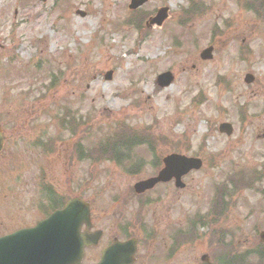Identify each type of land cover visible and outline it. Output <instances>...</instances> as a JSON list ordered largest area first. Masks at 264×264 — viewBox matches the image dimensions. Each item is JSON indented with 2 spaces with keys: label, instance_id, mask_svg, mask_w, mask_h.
<instances>
[{
  "label": "rangeland",
  "instance_id": "obj_1",
  "mask_svg": "<svg viewBox=\"0 0 264 264\" xmlns=\"http://www.w3.org/2000/svg\"><path fill=\"white\" fill-rule=\"evenodd\" d=\"M128 2L0 0V110L7 128L14 123V144L0 156V233L39 217L35 175L45 156L29 146L30 126L38 142L52 139L55 198L82 195L106 230L82 264L108 238L122 239L126 224L139 238L133 264L245 257L264 230V0H147L134 12ZM163 6L162 24L144 27ZM209 45L212 58L200 60ZM167 70L173 81L159 88L155 77ZM223 121L230 135L218 132ZM102 141L131 156L120 166L102 160ZM173 151L202 167L182 178L183 189L134 194L133 183L155 173L151 162ZM214 203L221 218L210 223ZM196 217L207 226L190 229ZM173 227L180 251L168 259Z\"/></svg>",
  "mask_w": 264,
  "mask_h": 264
},
{
  "label": "water",
  "instance_id": "obj_2",
  "mask_svg": "<svg viewBox=\"0 0 264 264\" xmlns=\"http://www.w3.org/2000/svg\"><path fill=\"white\" fill-rule=\"evenodd\" d=\"M146 0H130L128 7L134 9ZM167 9L161 8L150 19L151 24L160 25L167 16ZM83 16L84 12L78 11ZM211 47L200 53L202 59L211 57ZM111 71L106 72L105 79H110ZM245 80L250 82L252 76L247 74ZM172 81V74L164 72L157 76L156 82L160 87L167 86ZM220 132L229 135L232 127L228 123L218 126ZM2 134L0 130V149L2 148ZM163 167L156 176L136 182L135 192L140 193L154 186L157 182L174 180L176 187H183L181 176L191 169H198L201 160L187 157L178 153H170L162 159ZM90 226L88 203L74 197L66 202L61 209L54 210L46 219L38 222L32 228H21L0 237V264H80L83 249L86 245L96 244L99 231L80 232V226ZM264 242V231L259 233ZM135 239L125 242L115 240L112 245L104 249L96 264H130L135 252ZM199 264H212L207 254L200 256Z\"/></svg>",
  "mask_w": 264,
  "mask_h": 264
},
{
  "label": "flooded vegetation",
  "instance_id": "obj_3",
  "mask_svg": "<svg viewBox=\"0 0 264 264\" xmlns=\"http://www.w3.org/2000/svg\"><path fill=\"white\" fill-rule=\"evenodd\" d=\"M0 111H1V113H0V129H1L2 140H3L2 148L0 150V156L3 157L4 153L6 152V150L10 146H12L14 144V140H12L10 142V140L12 138V135H13V132H14V130H13V124L14 123H12L7 128L5 126L6 123H7V120H5L3 118L4 116H6V114H4L2 110H0ZM30 118H32V117H30ZM29 121H30V119H29ZM28 130H29V134H30L29 135V146L31 148H34L37 145H39L40 146L39 148H40L41 153L45 156V162L42 163V165H39L37 167V169H36V175H35V178H36V181H37V184H38V188H39V191H38V199H37V202H36L37 204L35 205V209L38 211L39 217H37L32 223H30L28 225L18 226V227H27V226L34 225L37 220L44 218L48 213H50V211L52 209V206H53V204H52V194H51L52 193L51 192L52 191V189H51L52 169L50 167V163L52 161V159H51V152L47 149V147H43L40 143H35V141H33V140L37 136H33L31 134V127L30 126L28 127ZM15 158L16 157H14L13 159H15ZM172 182L173 181H170V182H168V184H170V183L172 184ZM156 201L158 202L159 200H156ZM175 201H177V198L176 197H175ZM146 202L148 203V205L154 203L151 200H148ZM91 223H92L91 230L92 229H100L102 231L101 238H100V241H101V239L105 235V231H106L105 228L103 226H100L98 224V222L92 216H91ZM0 224H2V221H0ZM175 225H177L176 222L173 223V226L174 227H176ZM18 227H16V228H18ZM174 227H173V229H175ZM81 229L83 230L84 227H82ZM10 231H8V232H10ZM8 232H1L0 233V236L3 235V234H5V233H8ZM151 236H152V232H151ZM114 238H118V237L117 236H112L111 239L108 238L105 241V244L99 248L98 256H97L96 260L93 261V263L99 260L100 251H101L102 247H106L107 245H109L114 240ZM168 238L170 239V242H169V244L167 246V250H166L167 258L168 259H173L176 256V254H178V252L180 251L179 231L176 230V229L173 230L169 234ZM119 240H123V239H119ZM98 245H99V243H98ZM138 245H139V242L137 243V248H138ZM97 246L86 248L85 251H84V258H85V254H86L87 251H90V250L96 248ZM137 251H138V249H137ZM136 261H137V257H135L134 262H136ZM152 264H159V262L152 263Z\"/></svg>",
  "mask_w": 264,
  "mask_h": 264
},
{
  "label": "trees",
  "instance_id": "obj_4",
  "mask_svg": "<svg viewBox=\"0 0 264 264\" xmlns=\"http://www.w3.org/2000/svg\"><path fill=\"white\" fill-rule=\"evenodd\" d=\"M105 142H99L98 146L100 149V154H101V159L103 160L104 158H106V160H115V162L117 163L118 166H120V164L122 163L123 160H125L126 158H128V152H129V147L126 146L125 144H117L116 146H113L111 149L104 148ZM91 157V156H90ZM197 222V221H195ZM195 222H192V224H195ZM199 225H204V224H200ZM243 258L242 257H237V256H232L229 258V260L227 261V264H242ZM259 260L264 262V256H262L260 254L259 256Z\"/></svg>",
  "mask_w": 264,
  "mask_h": 264
}]
</instances>
